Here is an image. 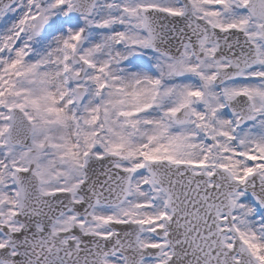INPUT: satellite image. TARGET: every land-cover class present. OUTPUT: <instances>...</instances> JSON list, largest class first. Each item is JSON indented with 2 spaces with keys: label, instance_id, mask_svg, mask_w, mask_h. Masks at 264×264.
<instances>
[{
  "label": "snow or ice",
  "instance_id": "1",
  "mask_svg": "<svg viewBox=\"0 0 264 264\" xmlns=\"http://www.w3.org/2000/svg\"><path fill=\"white\" fill-rule=\"evenodd\" d=\"M0 21V264H264V0Z\"/></svg>",
  "mask_w": 264,
  "mask_h": 264
},
{
  "label": "rangeland",
  "instance_id": "2",
  "mask_svg": "<svg viewBox=\"0 0 264 264\" xmlns=\"http://www.w3.org/2000/svg\"><path fill=\"white\" fill-rule=\"evenodd\" d=\"M0 27H3V22L2 21H0Z\"/></svg>",
  "mask_w": 264,
  "mask_h": 264
}]
</instances>
